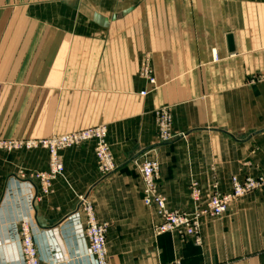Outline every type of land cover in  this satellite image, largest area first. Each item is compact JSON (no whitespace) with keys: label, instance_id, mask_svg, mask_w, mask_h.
<instances>
[{"label":"crops","instance_id":"obj_1","mask_svg":"<svg viewBox=\"0 0 264 264\" xmlns=\"http://www.w3.org/2000/svg\"><path fill=\"white\" fill-rule=\"evenodd\" d=\"M42 98L51 118L40 132L105 125L117 168L100 174L93 142L64 148L44 194L30 174L48 169L47 150L0 151V264H23L24 221L42 264H96L83 197L108 224L109 264H264V188L202 216L196 244L155 234L138 172L158 160L168 209L188 213L215 184L228 193L232 176L263 173L264 0H0V138L39 133L24 115ZM159 108L173 118L166 142Z\"/></svg>","mask_w":264,"mask_h":264},{"label":"built area","instance_id":"obj_2","mask_svg":"<svg viewBox=\"0 0 264 264\" xmlns=\"http://www.w3.org/2000/svg\"><path fill=\"white\" fill-rule=\"evenodd\" d=\"M142 75L147 77L151 84L155 83L148 64L143 66ZM141 94L145 95L147 91L145 90ZM155 119L159 140L163 142L171 140L174 135L171 130L173 118L170 110L159 108L155 112ZM84 142L94 143L97 167L102 176H107L116 170L117 165L108 141L107 128L103 125L56 135L45 140L29 139L20 142L0 140V151L11 153L18 150L29 151L40 148L47 150L49 153L48 169L30 174L32 178L38 181L41 191L47 194L51 191L53 181L64 173L61 150ZM138 172L143 182V202L149 207L155 206L161 219L159 223L154 225L155 234L158 236L175 233L184 238H191L196 244H201L200 218L202 216L220 217L227 211L231 203L264 188V171L256 177L247 176L240 179L238 176H232L231 191L223 193L215 184L213 193L207 200L204 209L197 210L195 213L171 211L167 207L165 197L158 191L159 161L156 159L145 160L138 165ZM191 195L195 203H200L201 192L196 184L191 188ZM80 209L86 215L85 234L89 241L90 254L95 259L96 264H109L107 256L108 224L98 221L93 205L87 197L81 199ZM19 235L22 243L23 264H42L30 224L27 221L21 223ZM171 264L181 263L174 261Z\"/></svg>","mask_w":264,"mask_h":264},{"label":"rangeland","instance_id":"obj_3","mask_svg":"<svg viewBox=\"0 0 264 264\" xmlns=\"http://www.w3.org/2000/svg\"><path fill=\"white\" fill-rule=\"evenodd\" d=\"M145 64L149 65V62L146 61V62L141 64V67H140V74L141 75H142V68ZM149 67H150V65H149ZM150 72H151V68H150ZM45 99L46 98H42L38 102V105H36L34 109H31L29 111V115H26V114L24 115V120H25L26 124L33 125L36 128H38L39 133H36L34 135H29V134L25 133L22 136L2 137V138H0V140H12V141H17V142L29 140V139L45 140V139H49V138L56 136V135L66 134V133L45 134V132H43V131L40 132L41 130L45 129L47 120L49 118H51L49 116V113H51V100H45ZM103 126H105V125H103ZM20 151H24V150H20ZM13 152H15V151H13Z\"/></svg>","mask_w":264,"mask_h":264},{"label":"water","instance_id":"obj_4","mask_svg":"<svg viewBox=\"0 0 264 264\" xmlns=\"http://www.w3.org/2000/svg\"><path fill=\"white\" fill-rule=\"evenodd\" d=\"M228 47H229V50L231 52L234 51V42H233V36L232 35L228 36Z\"/></svg>","mask_w":264,"mask_h":264}]
</instances>
